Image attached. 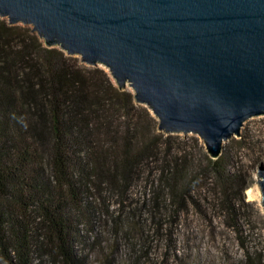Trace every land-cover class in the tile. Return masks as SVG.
Listing matches in <instances>:
<instances>
[{"label":"trees","instance_id":"trees-1","mask_svg":"<svg viewBox=\"0 0 264 264\" xmlns=\"http://www.w3.org/2000/svg\"><path fill=\"white\" fill-rule=\"evenodd\" d=\"M179 137L159 132L148 108L103 69L0 18L1 264H34L37 257L39 264H85L75 246L97 212L93 188L106 185L126 197L146 164L156 167L148 175L152 214L167 198L169 217L183 211L205 169L184 149L174 151ZM204 158L221 180L223 200L236 202V191L248 188L241 176L231 174L223 155Z\"/></svg>","mask_w":264,"mask_h":264},{"label":"water","instance_id":"water-1","mask_svg":"<svg viewBox=\"0 0 264 264\" xmlns=\"http://www.w3.org/2000/svg\"><path fill=\"white\" fill-rule=\"evenodd\" d=\"M0 18L105 67L159 132L196 135L213 160L264 116V0H0Z\"/></svg>","mask_w":264,"mask_h":264},{"label":"rangeland","instance_id":"rangeland-1","mask_svg":"<svg viewBox=\"0 0 264 264\" xmlns=\"http://www.w3.org/2000/svg\"><path fill=\"white\" fill-rule=\"evenodd\" d=\"M242 134L244 138L226 142L223 153L231 174L248 186L236 191V202L223 200L221 180L206 167L204 143L192 134L176 135L180 139L174 151H187L205 173L191 184L185 208L173 217L168 216L169 198L153 214L148 207L153 194V177L148 175L155 164L143 166L144 174L126 197L106 185L93 188L89 201L97 212L92 226L80 227L75 246L85 264H264V208L257 176L264 166V116L252 118ZM34 264H39L38 257Z\"/></svg>","mask_w":264,"mask_h":264}]
</instances>
